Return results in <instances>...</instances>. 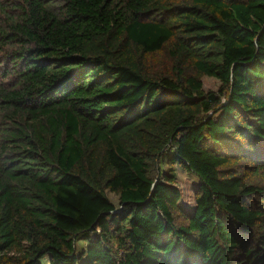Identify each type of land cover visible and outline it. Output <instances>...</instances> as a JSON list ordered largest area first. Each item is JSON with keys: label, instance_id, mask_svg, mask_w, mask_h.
Returning <instances> with one entry per match:
<instances>
[{"label": "trees", "instance_id": "1", "mask_svg": "<svg viewBox=\"0 0 264 264\" xmlns=\"http://www.w3.org/2000/svg\"><path fill=\"white\" fill-rule=\"evenodd\" d=\"M11 3L0 264H264V0Z\"/></svg>", "mask_w": 264, "mask_h": 264}, {"label": "rangeland", "instance_id": "2", "mask_svg": "<svg viewBox=\"0 0 264 264\" xmlns=\"http://www.w3.org/2000/svg\"><path fill=\"white\" fill-rule=\"evenodd\" d=\"M12 0H2L5 5L9 4V6L12 4ZM17 1V0H15ZM178 2H183L184 0H176ZM163 54H157L151 58V62L158 63L160 60L163 58ZM11 68V65L9 62L6 60V53L3 49L0 48V73L2 72L3 75L0 77V83L3 81L7 80V73L5 71H8ZM205 89H218V82L215 79H210V78H204L203 79ZM163 169L168 170V165L163 164ZM175 170L178 175V179L180 181V185L182 189L184 190V201H185V206H190L193 201H194V194H195V189H196V183L194 182V178L191 176L190 173L182 169L180 166H176ZM108 196L112 200V202L115 203V205H119V196L116 195L115 193H112L108 191ZM179 223H183L182 218H178ZM86 245V241H80L77 244L78 251H82L84 249V246ZM43 264H49V256L45 255L42 258Z\"/></svg>", "mask_w": 264, "mask_h": 264}]
</instances>
